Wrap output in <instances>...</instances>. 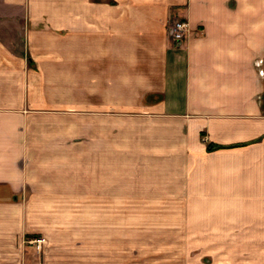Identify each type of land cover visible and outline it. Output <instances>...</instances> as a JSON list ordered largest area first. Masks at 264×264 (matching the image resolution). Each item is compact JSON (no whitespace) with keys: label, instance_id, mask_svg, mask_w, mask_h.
Here are the masks:
<instances>
[{"label":"crops","instance_id":"1","mask_svg":"<svg viewBox=\"0 0 264 264\" xmlns=\"http://www.w3.org/2000/svg\"><path fill=\"white\" fill-rule=\"evenodd\" d=\"M138 238L264 264V0H0V264Z\"/></svg>","mask_w":264,"mask_h":264},{"label":"rangeland","instance_id":"2","mask_svg":"<svg viewBox=\"0 0 264 264\" xmlns=\"http://www.w3.org/2000/svg\"><path fill=\"white\" fill-rule=\"evenodd\" d=\"M28 239L29 237H25V241H26L25 245L32 246L34 251H36V249L34 248V245H30L27 243ZM138 239L143 241L141 246L128 247V251L126 254L127 264H131L132 261H137V262H140L141 264H161L166 261H170L174 264H183V263L193 264L194 262L199 261L198 254H197L199 249L192 246L193 248L196 249V251H193V250L191 251L185 239H175V243L173 246L170 245V242L173 241L174 239H158L157 241H155V244L152 247L150 246V244H147L149 243L148 240L144 238H138ZM192 247L191 249H193ZM43 248L44 246L42 247L41 252L36 251V254L38 253L39 255H42ZM26 250H30V248H26ZM26 256L30 260L31 253L26 254ZM32 257L36 258V256H33V255ZM214 257L215 255L213 254L203 255L200 260L202 262H210L211 260H214ZM254 257H255V260H264V254L262 253L255 254ZM41 262H43V258H41Z\"/></svg>","mask_w":264,"mask_h":264},{"label":"built area","instance_id":"3","mask_svg":"<svg viewBox=\"0 0 264 264\" xmlns=\"http://www.w3.org/2000/svg\"><path fill=\"white\" fill-rule=\"evenodd\" d=\"M187 31L188 23L181 19L173 20L168 27V34L170 35L174 43H180L184 39ZM45 242V238L40 236L31 238L29 237V239L27 240L28 244L34 245V248L37 252L42 251V247L44 246Z\"/></svg>","mask_w":264,"mask_h":264},{"label":"trees","instance_id":"4","mask_svg":"<svg viewBox=\"0 0 264 264\" xmlns=\"http://www.w3.org/2000/svg\"><path fill=\"white\" fill-rule=\"evenodd\" d=\"M210 148H211V146H210Z\"/></svg>","mask_w":264,"mask_h":264}]
</instances>
